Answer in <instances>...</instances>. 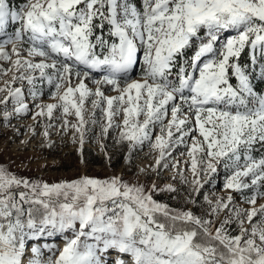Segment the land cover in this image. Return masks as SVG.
I'll return each mask as SVG.
<instances>
[{
	"label": "snow or ice",
	"instance_id": "1",
	"mask_svg": "<svg viewBox=\"0 0 264 264\" xmlns=\"http://www.w3.org/2000/svg\"><path fill=\"white\" fill-rule=\"evenodd\" d=\"M0 61L11 65L0 66V77L12 73L0 104L11 101L15 114L32 111L26 92L40 101L46 86L54 102L34 103L32 117L49 121L46 139L59 110L61 130L74 143L78 136L82 155L85 104L94 98L91 123L103 137L115 126L130 151L148 142L163 168L183 145L195 194L218 166L230 190L214 202L205 195L207 216H198L154 199L176 192L170 184L88 176L50 184L0 165V264H24L30 240L37 243L27 264H105L109 248L134 264H264V152L254 155L264 148V95L254 89L256 69L264 80V0H0ZM180 163L171 168L187 183ZM65 232L62 248L38 243ZM42 248L52 256L43 259Z\"/></svg>",
	"mask_w": 264,
	"mask_h": 264
},
{
	"label": "rangeland",
	"instance_id": "2",
	"mask_svg": "<svg viewBox=\"0 0 264 264\" xmlns=\"http://www.w3.org/2000/svg\"><path fill=\"white\" fill-rule=\"evenodd\" d=\"M13 27L15 25L10 26L7 31L11 32ZM241 62H249L247 50L242 54ZM0 66L9 68L11 65L0 61ZM258 72L259 69H256L254 89L258 94L264 95V80L259 78ZM11 75L12 73L9 72L7 76L0 77V88L5 86V81L10 80ZM93 75L99 78L101 73H93ZM133 76L136 79L140 78L139 68L133 72ZM86 83L93 89L96 87L90 80L86 81ZM261 83L263 84L262 90L258 91L256 88ZM12 86L18 87L20 85L13 84ZM108 88L109 86H105V91L108 95H117L116 92L110 91ZM4 95L6 93L0 94V99H3ZM92 99L94 98H89L85 104V118L89 120V123L86 126L87 131L82 155L78 136L77 142L74 143V133L71 130L66 133L61 130L63 119L59 110L53 114L51 123L54 127L48 129L49 136L47 139L43 133L49 121L44 117H37L35 120L32 118L36 111L34 103L41 101L44 103L54 102L49 99L46 86L45 93L40 101H31L27 97L26 92V102L32 108V111L26 114H15L11 101L7 106L0 104V165L7 167L11 172L21 177L43 180L50 184L61 181H73L82 176L95 177L102 180L119 177L129 184L144 185L146 188H151L153 184L157 188H165L170 184L177 189L176 192L160 191L154 193V199L161 203H166L175 209L191 210L198 216H207L208 204L204 199L205 195L213 202L219 197H227L230 190L225 191L223 189L226 173L222 166H218V172L210 181L204 183L199 195L194 193L191 184L192 174L190 171L185 170L190 161L186 154L181 155V153H186L187 151L183 145L177 147L171 156L166 158L169 168H163L156 166L155 162L158 153L151 149L148 142L130 151L126 142H118L120 129L115 126L109 129L106 138L103 137L100 124L91 123V113L94 111L91 107ZM5 112L12 113L7 120H5ZM95 113L94 118L99 121L102 113L99 109H96ZM67 119L70 123L76 122L74 116H69ZM115 122L121 123L122 115L116 117ZM33 130L35 135H33ZM155 131L158 132L159 129L157 128ZM195 134L193 133V135ZM190 143L191 141H189ZM257 148L258 151L254 155L259 156L261 152H264V148H260L259 145ZM176 160L181 162L180 169L184 170V178L188 181L187 183L182 182L181 177L176 174V170L171 168V164ZM174 176L175 179H173ZM249 192L250 190H246V194ZM231 194L235 197V203L240 204L244 208L250 207V205L242 203L240 194ZM193 200L195 203L192 202ZM259 202L264 203V200ZM70 235L71 232H65L63 235L57 234L52 237H44L38 243L40 245L47 244L55 250L56 248H62L66 237ZM36 243L37 241L35 240L28 242L26 254L23 258L24 264H27L31 258V246ZM42 251L43 259L46 260L49 256H52V252H49L47 248H42ZM102 259L105 264H116L117 259L124 261L125 264H134L131 254L122 253L116 248H109L103 254Z\"/></svg>",
	"mask_w": 264,
	"mask_h": 264
},
{
	"label": "trees",
	"instance_id": "3",
	"mask_svg": "<svg viewBox=\"0 0 264 264\" xmlns=\"http://www.w3.org/2000/svg\"><path fill=\"white\" fill-rule=\"evenodd\" d=\"M25 0H10V3L13 7H18L19 5H21L22 3H24ZM258 91L262 90V84L257 86L256 88Z\"/></svg>",
	"mask_w": 264,
	"mask_h": 264
}]
</instances>
